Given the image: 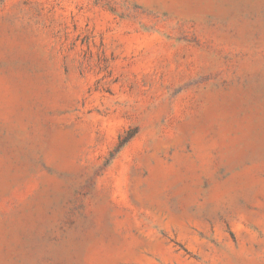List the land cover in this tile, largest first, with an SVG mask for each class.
I'll use <instances>...</instances> for the list:
<instances>
[{
	"label": "rangeland",
	"instance_id": "rangeland-1",
	"mask_svg": "<svg viewBox=\"0 0 264 264\" xmlns=\"http://www.w3.org/2000/svg\"><path fill=\"white\" fill-rule=\"evenodd\" d=\"M0 264H264V0H0Z\"/></svg>",
	"mask_w": 264,
	"mask_h": 264
}]
</instances>
